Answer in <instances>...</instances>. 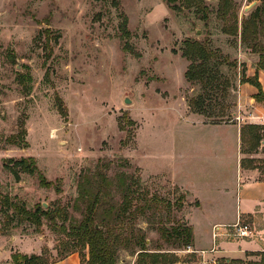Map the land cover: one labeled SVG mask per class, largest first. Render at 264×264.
I'll return each mask as SVG.
<instances>
[{
  "label": "rangeland",
  "instance_id": "1",
  "mask_svg": "<svg viewBox=\"0 0 264 264\" xmlns=\"http://www.w3.org/2000/svg\"><path fill=\"white\" fill-rule=\"evenodd\" d=\"M182 2L0 0V210H6L0 211V259L48 251L57 260L76 247L71 227L84 219L88 205L80 187L101 196L104 177L106 204L122 212L128 206L119 232L145 237L149 252L177 256L174 264L261 261L264 251L231 263L226 256L205 257L194 241L176 243L175 231L194 225L206 244L209 222L234 221L237 214L250 225L249 237L264 228V209L241 214L240 171L247 159L258 170L255 177L264 179V142L245 153L238 132L248 122L264 124V103L251 98L257 88L240 82L244 65L249 76L259 70L260 53L241 39L243 21L254 11L264 16V0H204L205 9ZM121 12L129 20L134 53L123 49ZM189 39L210 53L217 77L207 87L206 113L189 105L202 92L186 77L193 62L183 54ZM258 74L264 88V70ZM30 157L48 180L60 183L61 192L41 186L37 172L24 169L21 161ZM180 185L206 198L204 207ZM13 203L62 212L55 224L43 218L38 232L34 223L19 221ZM135 249L121 248L118 264H136ZM82 253L87 264L88 250Z\"/></svg>",
  "mask_w": 264,
  "mask_h": 264
},
{
  "label": "trees",
  "instance_id": "2",
  "mask_svg": "<svg viewBox=\"0 0 264 264\" xmlns=\"http://www.w3.org/2000/svg\"><path fill=\"white\" fill-rule=\"evenodd\" d=\"M118 5V0H113ZM170 3L176 0H168ZM204 0H183L188 7H199L204 8ZM174 9L181 10V5H173ZM227 8V7H226ZM122 18L120 23V39L125 51L134 53L135 49L129 43L130 31L128 29V17L124 12L120 13ZM264 33V16L258 15L256 11L252 12L250 18L243 21L242 27V43L250 47L252 51L260 53L259 70H264V45L261 41V35ZM233 34H238V26L235 25ZM184 56L191 59L193 62L186 71V77L192 82L201 84L202 92H199L196 96H193L189 105L193 110L198 113H206L207 102L210 100V95L207 92L208 85L215 82L217 79L216 75L213 74V68L211 67V56L206 48L198 41L189 39L186 42V48L183 52ZM236 65V64H235ZM258 70V71H259ZM258 71L252 76L247 75V68L244 65L240 72V82L250 83L257 88V92L253 95L256 102L264 103V88L259 80ZM27 80L26 76H21L19 82L25 85ZM30 88L25 89V93L30 91ZM60 112H65L59 108ZM215 121L213 123H217ZM23 128L25 121L20 123ZM264 124H252L248 123L241 127L240 137L242 142V150L245 153H252L259 149L264 142V134L262 130ZM22 135H26V130L21 132ZM264 144V143H263ZM28 145V144H27ZM264 151V145H263ZM24 169L30 173L37 172L40 185L43 187L50 188L55 186L58 192L62 191L60 183H54L48 180L42 171L39 170L36 161L33 157L24 158L22 161ZM123 179H120L122 182ZM109 182L106 178L101 179L100 191L101 196L97 192H93L87 189L85 186L80 187L79 197L82 199H88V205L85 211V217L78 224H73L71 229L77 238V243L82 247V250L76 247L70 248L68 253L61 255L59 259L71 254L79 253L81 258H85L84 250H88L87 264H118V253L121 248H131L134 245L138 246L134 252H138V259L136 264H174L178 258L174 255H169L167 252H149L147 246V240L145 237H134L127 236L124 238L118 230L119 224L124 220L121 219L124 213L128 211V206H125L123 212L115 206H108L106 203L109 192ZM8 203V201H7ZM20 218L19 221L28 220L36 225L38 232H42L43 218H46L51 223H56V218L61 214L59 208H53L49 206L44 208L40 204L36 206L35 210H28L23 206H17ZM2 212H6L4 208H1ZM135 213H133L134 215ZM135 217V216H134ZM138 217V216H136ZM102 220L104 224L99 225L98 221ZM123 225V224H122ZM65 229V228H64ZM165 231L169 234L170 232ZM176 234L178 240L176 243H182L186 245H192L194 241V228L193 226L186 225L183 228H177ZM48 251L42 254H23L20 252L12 253L13 264H53L57 260H51ZM82 255V256H81ZM261 261L258 264H264V252H261ZM83 261V259H82Z\"/></svg>",
  "mask_w": 264,
  "mask_h": 264
},
{
  "label": "crops",
  "instance_id": "3",
  "mask_svg": "<svg viewBox=\"0 0 264 264\" xmlns=\"http://www.w3.org/2000/svg\"><path fill=\"white\" fill-rule=\"evenodd\" d=\"M252 87H255L251 85ZM258 91V90H257ZM256 90H251V94L254 95ZM254 99L253 97H251ZM252 124H258L262 122H248ZM239 136H240V129H239ZM242 159V158H241ZM246 159V156L245 158ZM248 161V162H247ZM250 160H245V164L243 165L241 163L240 171L244 178V183L242 184V199L244 202V208L246 210L242 211L241 214H248L253 213L252 210L261 208L264 209V179H258L255 176L258 175V170L256 167L250 165ZM255 177V178H254ZM179 185V183H177ZM182 188H184L187 192L190 193V196L195 197L200 205L199 207H204L205 203L207 202V199L202 197H199L196 192H194L192 189L186 188L184 185H180ZM220 198L217 196H214L212 199V202L215 205H218L220 202ZM212 204V203H211ZM224 221V220H212L207 224V227L204 229L206 231V238H210V241L208 243H203V239H201L199 235V231L195 229L194 227V246L193 248L197 252H201L203 256H226V262L231 263L233 259H243L247 252H257V251H264V228L260 229L257 233V236L260 235V237H242L233 232L235 230L234 228L230 227L229 225L234 224L237 221ZM216 224H224L227 225L229 228L221 227L217 233H220L216 238L213 237L214 232V226ZM4 262L12 263V257L10 256L5 260L0 259V264H5ZM53 264H82V259L79 255V253H71L62 259L57 260Z\"/></svg>",
  "mask_w": 264,
  "mask_h": 264
},
{
  "label": "built area",
  "instance_id": "4",
  "mask_svg": "<svg viewBox=\"0 0 264 264\" xmlns=\"http://www.w3.org/2000/svg\"><path fill=\"white\" fill-rule=\"evenodd\" d=\"M225 226L226 225H224V224H216L214 226L213 237L216 238L220 234V233H217L218 230L221 227H225ZM229 226L234 228L236 230L235 234H237L239 236L248 237L252 234V230L250 228V225L249 224H242L239 219L234 224H231Z\"/></svg>",
  "mask_w": 264,
  "mask_h": 264
},
{
  "label": "water",
  "instance_id": "5",
  "mask_svg": "<svg viewBox=\"0 0 264 264\" xmlns=\"http://www.w3.org/2000/svg\"><path fill=\"white\" fill-rule=\"evenodd\" d=\"M126 102H129V98H126Z\"/></svg>",
  "mask_w": 264,
  "mask_h": 264
}]
</instances>
